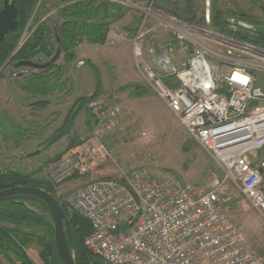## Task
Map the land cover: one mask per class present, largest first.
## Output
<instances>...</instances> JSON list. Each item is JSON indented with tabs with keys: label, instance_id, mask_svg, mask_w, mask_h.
I'll return each mask as SVG.
<instances>
[{
	"label": "built area",
	"instance_id": "2783aa9c",
	"mask_svg": "<svg viewBox=\"0 0 264 264\" xmlns=\"http://www.w3.org/2000/svg\"><path fill=\"white\" fill-rule=\"evenodd\" d=\"M157 1L147 0L132 34L110 31L108 40H128L144 88L211 157L221 178L201 188L139 159L118 179L87 182L61 202L90 222L84 251L106 264H264L220 199L229 182L264 218V96L254 94L263 90L256 75L264 77V48L155 10ZM88 111L95 142L48 172L57 184L111 159L103 139L120 108L94 100Z\"/></svg>",
	"mask_w": 264,
	"mask_h": 264
},
{
	"label": "rangeland",
	"instance_id": "374dc122",
	"mask_svg": "<svg viewBox=\"0 0 264 264\" xmlns=\"http://www.w3.org/2000/svg\"><path fill=\"white\" fill-rule=\"evenodd\" d=\"M77 2L91 4L93 11L98 9L97 12H100L101 16L107 9L108 17L104 21L98 20L109 24L105 44H91L83 37L73 50L72 61L68 60V53L61 52L55 64L45 70L9 68L10 60L24 47L39 24L46 22L51 29L55 25L60 35L63 20L59 11ZM146 2L147 0H37L11 56L0 68L1 170L30 173L41 169V176L53 184L56 197H59L56 189L63 182L57 184L50 180L47 174L61 160H66L69 152L95 142L92 136L93 126L87 139L80 141L73 139L63 154L38 168L35 158L39 157L41 151L36 144L29 141L40 133L42 124L39 112L42 110L44 112L49 104H51L49 110L58 113L56 118L59 119V124L55 118L53 128L50 130L52 135L48 141H44L48 147L70 132L78 116L81 125L88 119L92 120L85 107L76 117L74 115L79 109L80 99L89 100L98 93L96 91L98 76L100 95L97 100L109 105H118L120 108L114 126L103 139L111 159L77 175L78 177H87L85 182H90L96 178L99 170L106 169L107 171L102 174L103 180L118 179L121 172L130 170L139 159H145L151 161L156 169L167 171L201 188H208L210 181L220 180L221 172L211 157L184 132L178 119L163 106V103L142 85L131 57L128 40H108L110 31L116 33L126 31L132 34L142 17ZM101 5L100 9L96 8ZM155 10L182 21L191 19L201 26H204L205 20L206 22L209 20V25L213 27L211 20L217 14L223 19L234 17L237 22H244L241 18H246L252 23H258L256 25L258 28L264 24L262 0H158ZM52 50V46H49L39 51L30 61L45 63L53 56ZM18 71H22L23 75L14 77ZM263 87L264 77L256 75V88L264 89ZM37 103L47 104L40 106ZM259 104L261 103H254L252 107ZM31 111L34 113L32 117L36 118L33 121L38 124L35 128L29 129L31 125L27 121ZM61 130L63 136L51 143L56 133ZM37 150L38 155L28 156ZM220 199L225 217L248 241L251 249L264 259V218L249 207L238 190L229 182L221 187ZM37 253L34 246L26 249V254L34 264H42ZM72 254L75 258L74 251ZM2 263L7 264L5 259H2Z\"/></svg>",
	"mask_w": 264,
	"mask_h": 264
},
{
	"label": "trees",
	"instance_id": "16d2710c",
	"mask_svg": "<svg viewBox=\"0 0 264 264\" xmlns=\"http://www.w3.org/2000/svg\"><path fill=\"white\" fill-rule=\"evenodd\" d=\"M36 2L37 0H17V29L16 32L8 33L0 42V68L11 56L21 31L33 13ZM90 5L77 2L59 9L63 20L60 35L55 25L51 29L46 22L39 24L24 47L13 57V60H30L39 51H43L49 46H52L53 52L51 53L53 54L55 51L54 28L57 29V34L61 39V52L68 53L69 61L74 60L73 50L83 37L87 38L91 44H105L109 24L102 23V21L98 22V20L104 21L108 17L107 9L105 10L103 7L105 14L101 16L100 12H97L98 9L93 11ZM101 7L102 5L96 8L100 9ZM227 19L235 20L234 17L223 19L220 14H217L211 20L213 28L232 38L264 48V24L258 28L256 27L258 23H252L246 18H241L244 23L253 26V30L241 27L234 29L231 24L227 23ZM186 21L199 25L191 19ZM204 25H209V20L207 22L205 20ZM99 87L100 83L97 76L96 91L98 93H100ZM98 93L89 100L80 99L79 109L74 116L76 117L83 107L88 111V105L99 98L100 94ZM37 104L43 106L47 103ZM62 134V130L58 131L51 143L61 138ZM38 154L37 151L28 156ZM41 171L39 169L34 172L23 173L10 169L1 170L0 168V190L16 186L40 188L55 197L65 213H68V209L61 202V198L56 197L55 187L48 179L41 176ZM66 237L70 250L75 252V264H106L86 251L84 254L80 253L78 237L75 232L69 231ZM29 246H34L37 249V256L42 264H62L56 252L53 222L46 205L41 200L26 195H13L0 200V264H3L2 259H5L7 264H34L26 254V249Z\"/></svg>",
	"mask_w": 264,
	"mask_h": 264
},
{
	"label": "water",
	"instance_id": "95a60500",
	"mask_svg": "<svg viewBox=\"0 0 264 264\" xmlns=\"http://www.w3.org/2000/svg\"><path fill=\"white\" fill-rule=\"evenodd\" d=\"M227 23L231 24L234 29L238 27L253 30V26L244 22H235L234 20L227 19ZM17 27V9L13 0H3V8L0 11V42L4 39V36L14 31ZM54 46L55 51L53 56L45 63L33 62L30 60H21L11 65L12 69L18 68H31L37 70H45L50 68L59 59L61 54V39L57 34V29L54 28ZM23 72L18 73L16 76L20 77ZM255 95L264 96V89L262 92L259 90L254 91ZM121 185L119 181H114ZM128 190V189H127ZM13 195H26L41 200L47 207L49 214L52 218L54 229V244L57 255L62 264H75V258L70 250L67 242L66 235L70 231V226L74 228V232L77 234L79 251L84 254V248L82 240L84 237H88L92 233L90 222L68 209V213H65L63 208L58 203L57 199L47 193L46 191L28 186H16L8 189L0 190V200L9 198Z\"/></svg>",
	"mask_w": 264,
	"mask_h": 264
},
{
	"label": "crops",
	"instance_id": "0c3cea01",
	"mask_svg": "<svg viewBox=\"0 0 264 264\" xmlns=\"http://www.w3.org/2000/svg\"><path fill=\"white\" fill-rule=\"evenodd\" d=\"M131 57H132V55H131ZM78 64L80 65V63H78ZM15 77H18V76H15ZM0 97H2V95H0ZM44 102H47V101H44ZM163 106H164V104H163ZM49 109H51V104H49L46 107L44 112H43V110L39 112V116H40L39 120H40V124H42L40 126V131H39L40 133L37 136H35V138H33V140L29 141L31 144L32 143L36 144L37 147H39V151H41L39 154V157L35 158L36 163L38 165L36 168L40 167L41 165L50 161L51 159H53L55 157H59L61 154H63L65 152V150L67 149L69 143L73 139L74 140L76 139L79 141L87 139L90 135V131H91L92 126H93L92 120H90V119L84 121V123L81 121L83 123L81 125L79 122V116H78L75 119L74 124H73L70 132L68 134H66L63 138H61L60 140H58L57 142L52 144L50 147H48V145L45 144L44 141L45 140L48 141L50 136L52 135V134L50 135V133H51L50 130H52L55 118L58 115V113L56 111H54V110L52 111ZM30 113H31V116H30L29 120L27 121L29 123V125H31L28 127L29 129L31 127L35 128L36 124H38V123H35L33 121V119H36V118L32 117V115L34 113L32 111ZM55 113H56V115H55ZM35 115H37V113H35ZM56 119H57V121L59 120L58 118H56ZM58 124H59V121H58ZM28 136L30 137V134ZM29 139H31V138H29ZM44 167H45V165H44ZM104 171H107V170L106 169H102L101 171L99 170L95 175L96 178H94L93 180L94 181L103 180L102 174ZM85 180H87V177H84V176L72 177L68 181L63 182L56 189L57 195L59 196V198L66 196L67 194L71 193L74 189L81 187L85 183H87V182H85ZM58 191H59V193H58ZM59 194H61V195H59Z\"/></svg>",
	"mask_w": 264,
	"mask_h": 264
},
{
	"label": "flooded vegetation",
	"instance_id": "af4514ba",
	"mask_svg": "<svg viewBox=\"0 0 264 264\" xmlns=\"http://www.w3.org/2000/svg\"><path fill=\"white\" fill-rule=\"evenodd\" d=\"M13 2H14V5H15V7H16V3H17V0H13ZM2 8H3V0H0V11L2 10ZM16 9H17V7H16ZM17 16H18V10H17ZM16 29H17V27H16ZM16 29L14 30V32H16ZM7 35V34H6ZM5 35V36H6ZM4 36V37H5ZM18 61H20V60H18ZM18 61H16V62H18ZM13 59H11L10 60V62H9V68L10 69H12L11 68V65L13 64V63H16ZM20 72H22V71H18V73H20ZM18 73H15L14 74V77L18 74ZM70 231H71V233H73L74 232V228H72V226H70Z\"/></svg>",
	"mask_w": 264,
	"mask_h": 264
}]
</instances>
